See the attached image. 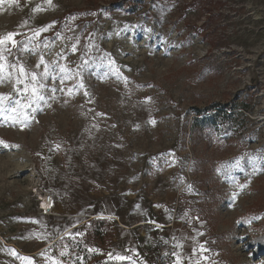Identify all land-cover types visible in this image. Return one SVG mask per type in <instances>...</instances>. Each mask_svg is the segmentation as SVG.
<instances>
[{
    "label": "rangeland",
    "instance_id": "1",
    "mask_svg": "<svg viewBox=\"0 0 264 264\" xmlns=\"http://www.w3.org/2000/svg\"><path fill=\"white\" fill-rule=\"evenodd\" d=\"M37 5L43 11L33 12ZM45 25L52 27L30 42L33 31ZM263 25L264 0L0 4V34L19 32L14 39L22 42L9 61L18 58L36 70L43 54L47 62L75 72L82 52H88L85 45L98 47L89 53L94 66L83 71V87L77 76L63 85L49 79V88L57 91H47V104L41 102L35 112L27 110V125L0 118V141L8 145L0 144V264H27L21 257L51 264L49 256L63 264H89L102 252L123 264H151L155 239L163 237L154 238L155 231L164 228L148 227L152 248L146 261L109 259L114 221L106 218L111 234L99 240L90 223L94 216L89 217L102 199L116 208L130 201V213L151 212L169 218L171 228L187 231L180 250L189 264L194 247L200 264H264V248L255 241L264 232V170L253 174L245 158L242 170L228 169L235 181L217 172L246 153L264 169V124L252 119L254 112L264 113V81L256 80L257 70L264 78ZM76 37L80 43L73 54ZM109 59L119 75L110 70ZM249 77L251 84L244 85ZM14 83L4 80L0 93L15 97ZM217 103L231 104L235 111V125L224 139L191 128L194 108ZM36 183L54 198L48 215L38 210ZM65 229L83 236L75 241L65 236L62 242L58 237ZM64 243L70 245L68 254L60 256ZM200 244L207 249L202 256Z\"/></svg>",
    "mask_w": 264,
    "mask_h": 264
},
{
    "label": "snow or ice",
    "instance_id": "2",
    "mask_svg": "<svg viewBox=\"0 0 264 264\" xmlns=\"http://www.w3.org/2000/svg\"><path fill=\"white\" fill-rule=\"evenodd\" d=\"M5 0H0V4H3ZM9 3H16L18 0H8ZM47 3L51 5V0H47ZM43 11V9L37 5L36 8L33 9V12H39ZM94 15V13H93ZM74 19V17H73ZM27 21L22 22L20 27H23L24 24H26ZM52 27V25H45L39 29H36L33 31L32 37L29 38V41L31 42L32 39H35L36 37H39L41 33L46 32L49 30V28ZM146 32H150L151 29H145ZM20 35L19 32H8L6 34H0V83H2L6 79H14L15 83L13 85V90L16 93V96L13 97L11 94H4L0 93V118H2L4 121L11 120L13 124L15 123H21L22 125H27L29 123V115H28V109H31L32 112H35L41 102H44L47 104V99L45 93L47 91H51L55 93L57 91L56 87L49 88L48 84L46 83L49 79H51L53 82L56 80L60 81V84L63 85L66 80L72 79L73 76L81 77V83L80 87H83L82 84V73L89 67L94 66L90 63V61L93 59L89 53L95 49L98 50V47L94 45V43H89L85 45V47L88 49V52H82L81 54V64H78L76 66V71L73 72L72 69H70L66 64H60L57 61H53L51 63L47 62L44 59L43 54H41L35 69L27 68L23 63L19 61L17 58L15 62L9 61L8 56L13 55L12 49L18 48L19 45L22 43L21 41H17L14 39L15 36ZM57 37H60V34L57 33ZM69 39H72L69 37ZM79 37H76V42L71 45V52L75 54L78 51V45H79ZM9 44H11V47H9ZM46 47L48 45H45ZM36 47H39L37 44ZM24 51H28L27 45H25ZM32 51H35V49H32ZM57 56L60 60L66 59V56L62 53H57ZM104 56H110V54H104ZM104 56L100 57L99 59L103 61ZM108 64L111 66V71L115 72L117 75H119V71L115 66V61L109 59ZM43 66V71H37L38 69ZM99 66V65H95ZM11 69V71H9ZM127 78H125L126 81ZM18 85H23V87H17ZM61 92L64 91V88L61 87L59 89ZM73 88H69L68 94H71L73 92ZM87 95V93H85ZM151 98L148 97L146 100H150ZM35 105V107H33ZM22 117V118H21ZM154 123V122H153ZM0 144H3L5 147H8V145L4 141H0ZM59 148V145L56 146ZM247 158L250 163L253 164V174H256L259 170L264 169H258L255 167V160L256 158L251 156L250 154H245L243 157H238L235 159V161L232 162V165H221L217 168V172L221 173L223 171L224 175L229 179V181H235V177L231 175L229 172V167L234 166L235 168H238L242 170L241 161ZM175 163V161H173ZM171 166V165H169ZM246 184H239L238 187L240 189H243L246 187ZM188 190L191 191V185L188 186ZM236 193H233V197H235ZM51 205H49L50 207ZM44 207V205H42ZM139 207V206H137ZM111 218V217H110ZM254 219H259V217H255ZM239 223V221L237 222ZM75 227V225H73ZM197 235H203V233H198ZM68 237L69 239L75 241L76 237L83 236V233L81 232H71L68 229L64 230L63 236L58 237L59 240L62 242L64 241V237ZM39 238H46V237H39ZM175 239V238H174ZM194 239V238H193ZM167 243V241H165ZM55 246V245H53ZM70 247L67 243L63 244V250L60 251V256H65L68 254L67 250ZM177 248H182V245L180 243L176 244ZM200 249V255L202 256V253L207 251V249L204 248L203 244L199 245ZM89 252H98V249L95 248H89ZM13 255H16L15 251H12ZM43 255V253H42ZM173 255L176 257L174 264H183L184 256L180 252H174ZM109 259L113 258V254H108ZM116 260H131V257H125L120 254H116L114 257ZM22 260L26 261L27 264H33V261L29 257H21ZM48 260L51 261V264H63L62 261H60L55 256H49L47 257ZM79 259V258H78ZM203 259H207V257H203ZM190 264H200V258L196 255V248H193V256L189 258ZM132 264H135L133 261Z\"/></svg>",
    "mask_w": 264,
    "mask_h": 264
},
{
    "label": "crops",
    "instance_id": "3",
    "mask_svg": "<svg viewBox=\"0 0 264 264\" xmlns=\"http://www.w3.org/2000/svg\"><path fill=\"white\" fill-rule=\"evenodd\" d=\"M51 192H53V196L54 194L56 196L54 191L51 190ZM108 200L109 199H102L99 202H96L94 205V214L89 216H94V218L105 217L114 221V223H112L114 236L111 239L112 241L107 255L112 253L113 256H115L117 254L115 251L117 250L119 251L118 254L123 256L124 253L127 252H125V250H128L129 254L127 253L126 255L127 257H131V260L128 261H133L132 259H134V257L139 258L138 260L141 262L143 260L146 261L149 259L148 255L151 253L150 251L152 248V236L148 230V227L152 225L159 227L162 226V228H164L163 230L159 229L155 231L154 238L159 234L164 238L169 239L174 244L175 249L177 248V243H180L182 248L184 247L183 241L189 236L188 232L181 230L180 227L171 228L169 226L170 224L168 225L169 218H167V220L156 218L151 212L141 215L137 208L134 209L133 213H130V201H124L123 203L126 205L122 204L121 207L119 206L116 208L111 204V201ZM129 235L134 236L133 242L128 240ZM180 249L181 248H177L176 252H180L184 256L183 264H189ZM175 259L176 257L174 256L171 264H174Z\"/></svg>",
    "mask_w": 264,
    "mask_h": 264
},
{
    "label": "trees",
    "instance_id": "4",
    "mask_svg": "<svg viewBox=\"0 0 264 264\" xmlns=\"http://www.w3.org/2000/svg\"><path fill=\"white\" fill-rule=\"evenodd\" d=\"M128 6L122 5V7ZM227 110H230V112ZM210 111L214 112L211 113ZM234 112V106L231 104L217 103L204 108H194L191 113L193 115L191 128L193 130L198 129L202 134L207 136L214 135L218 139H224L225 136L232 132L235 125ZM90 223H94V236L97 239L102 240L103 237H109L111 234V226L106 218H93ZM255 241L260 248H264V232L257 236ZM85 259L87 260V258ZM89 261V264H123V262L106 259L105 252H102L100 255L94 254V259L90 257Z\"/></svg>",
    "mask_w": 264,
    "mask_h": 264
},
{
    "label": "built area",
    "instance_id": "5",
    "mask_svg": "<svg viewBox=\"0 0 264 264\" xmlns=\"http://www.w3.org/2000/svg\"><path fill=\"white\" fill-rule=\"evenodd\" d=\"M262 34L264 36V25L261 29ZM261 70H257V82L264 81V78L261 77ZM251 84V78L249 77L248 80L244 82V85H250ZM251 106L257 107L258 105L255 104V102H251ZM255 117H251L252 119H255L258 123L261 125L264 124V113L259 111V112H254ZM33 192L36 194L38 197V210L40 214L42 215H48L52 212V210L55 208V201L54 198L49 194L48 192H45L42 190L39 186V184H35L33 187ZM45 203V205H44ZM44 205V207H42ZM49 205H51L49 207ZM167 241V243H165ZM176 252L174 244L169 240L164 237H157L155 239V249L154 253L151 258V264H171L172 260L174 258L173 253Z\"/></svg>",
    "mask_w": 264,
    "mask_h": 264
},
{
    "label": "bare ground",
    "instance_id": "6",
    "mask_svg": "<svg viewBox=\"0 0 264 264\" xmlns=\"http://www.w3.org/2000/svg\"><path fill=\"white\" fill-rule=\"evenodd\" d=\"M44 205H45V203H44Z\"/></svg>",
    "mask_w": 264,
    "mask_h": 264
}]
</instances>
